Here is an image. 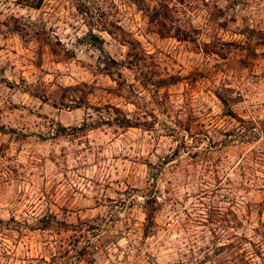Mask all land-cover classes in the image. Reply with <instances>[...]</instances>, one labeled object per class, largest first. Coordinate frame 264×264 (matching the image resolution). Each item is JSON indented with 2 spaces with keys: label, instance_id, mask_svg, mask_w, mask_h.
Wrapping results in <instances>:
<instances>
[{
  "label": "rangeland",
  "instance_id": "1",
  "mask_svg": "<svg viewBox=\"0 0 264 264\" xmlns=\"http://www.w3.org/2000/svg\"><path fill=\"white\" fill-rule=\"evenodd\" d=\"M42 261L264 264V0H0V264Z\"/></svg>",
  "mask_w": 264,
  "mask_h": 264
},
{
  "label": "trees",
  "instance_id": "2",
  "mask_svg": "<svg viewBox=\"0 0 264 264\" xmlns=\"http://www.w3.org/2000/svg\"><path fill=\"white\" fill-rule=\"evenodd\" d=\"M41 1V0H40ZM114 110H117L116 108H114ZM116 122L117 124H119L120 126L123 127H129V126H134V123H132L125 115H121L120 117L116 118ZM146 219L148 220L151 215L149 213L146 214ZM44 264L47 262L42 261Z\"/></svg>",
  "mask_w": 264,
  "mask_h": 264
}]
</instances>
